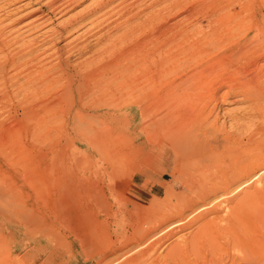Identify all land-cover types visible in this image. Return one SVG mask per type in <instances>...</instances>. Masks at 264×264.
I'll return each instance as SVG.
<instances>
[{
	"label": "rangeland",
	"instance_id": "obj_1",
	"mask_svg": "<svg viewBox=\"0 0 264 264\" xmlns=\"http://www.w3.org/2000/svg\"><path fill=\"white\" fill-rule=\"evenodd\" d=\"M46 1L48 0H0V17L3 18L5 16L3 19H0V26L5 27V25H8L10 27V29L8 26L5 27V37L8 36L7 38L10 39L9 42L12 40L10 43L16 48L23 43L14 44L16 40L21 37H24L23 39L25 41L32 40L31 43L34 42L33 46L37 48L29 58L32 59L31 61H27L29 60L27 58L25 61H19L18 58H15V63L10 62V60L5 57L10 51V53L16 54V50L13 48L14 46H11L13 49L10 48V51L6 50L8 51L6 53L0 51V55H3L0 57V264H101L102 262L103 264H108L113 260L110 259L111 261H109L108 259L115 256L121 259L118 264H125L126 261L133 258L134 252L132 251V253L128 251V249H131V247L135 245L141 231L151 226L156 227L158 220H174L178 210L181 211L187 208L186 211H189V207L193 205L194 200L198 196L195 192L197 179L195 180V185L193 184L194 180H189L190 183L187 182L188 184H186L187 178L178 175L182 171L179 154L170 151L168 155L166 152L156 151V72L158 71L159 74L162 70L163 72L161 71L159 74L162 77L164 76L163 74H165L164 72H167L164 78L172 79V77L174 78L176 76L174 72L175 69L172 68L173 70L171 72H174L172 75L171 73L169 74L167 70L170 68L169 66L171 63L172 65H176L178 63L176 60H179V65L183 61V56H187L188 59L185 58L187 60L190 58L191 60H189V62L185 60L188 66L192 67L194 64L193 61L195 60L194 55L196 54L186 53V55H182V58L180 57L181 59L175 60L172 58L173 61L172 59L168 60L170 55L166 54L165 51L163 55H169V57L167 56L168 59L166 56H160L158 51V53L154 51L156 50V28L161 26L164 22L170 24L182 20L183 22H181L184 24V17L187 15L185 23L187 27L191 26V29L188 28L189 34L192 32L191 37L194 36V38H199L203 34L209 39L214 37L215 33L219 38L220 35L223 34H229L230 38H236L242 35L244 33L243 31L248 27L253 26V22L255 21L253 20V13L264 10V0H227L228 2L226 0H160V2L159 0H125L126 2H122L124 0H111L110 2L112 3H109L107 5L108 7L104 8V12H101L103 11L102 9L98 12L99 14H94L95 17H91V20L89 19L86 21L87 25L84 22L83 24L76 25V28L74 27L73 29L67 27L68 32L64 31V35H60L59 37L56 36V38H60H57V40L55 36H48L49 34L53 35L50 32L52 29V33H55L54 28L56 30L61 29V26H64L69 18L72 19L75 16L77 17L79 14L86 11V8L89 9L106 0H68L69 2L56 4L52 8L47 5ZM211 1L214 3L211 4L212 6L210 5ZM236 1H238V3ZM7 2L10 3L6 4ZM171 2H173V5ZM176 2L177 5L175 7ZM178 2L182 3L179 4ZM233 2L234 4L232 5ZM64 3L65 5L63 6ZM186 4L188 5V9ZM180 5H184L182 6L183 8L181 7L179 9ZM116 6H119L121 9ZM123 6H125V9ZM255 6L257 7L256 9H254ZM239 9L241 11L240 13ZM34 10H36V12L26 14ZM166 10L168 12L170 11V13ZM173 10H175L174 13L172 12ZM222 10L228 12L232 11L233 13L236 12L238 15L240 14L239 16L233 17L238 24L239 22L242 24L237 30L235 29L233 34L227 31L222 19H220L219 16H215L216 14L214 15L216 11L218 13ZM130 11L131 13H129ZM39 13L40 15H38ZM149 13H151L152 16L149 15ZM171 13L173 15L167 18ZM7 14H11V16ZM159 14L162 15L160 16L161 19L159 18ZM157 15L158 18H156ZM17 18H19V22L11 26L10 23L12 19ZM144 18L148 20L147 23L149 25ZM93 21H95L94 25L91 23ZM262 21L263 20H261L260 23ZM16 24V28L20 26L18 29L21 33L23 31L22 29H26L23 31V35L19 33L18 29L16 30ZM31 24H33V27ZM36 24H40V26L38 25L37 27ZM233 24L234 23L230 24L232 28H234ZM89 30L91 31L89 32ZM151 31H153V35ZM48 32L49 34L46 35ZM10 33L13 35H18L19 33L20 37L17 38V35L13 37ZM100 33H102V35H100ZM70 35L71 40H68L70 39ZM25 36H27V38ZM30 36H32V38ZM121 36L123 37L122 39L119 38ZM147 36H149L148 39ZM150 36L153 37L150 38ZM29 37L30 39L28 40ZM130 37L132 38V40H130L131 43L134 41L132 44L136 43L138 40L141 41V39L144 42L142 44H146L144 46H138L139 49L137 45L130 44V41H128ZM66 39L69 43H66ZM160 39H162V37ZM153 40H155V42H153ZM53 41L55 42L52 44ZM124 41H127L126 45ZM225 41H222L223 44L221 43V46L217 45L218 47L216 46L214 51L211 49L210 53L215 55L221 51ZM44 42H46V44ZM110 42L111 44H109ZM104 43H106L107 46H112L106 51V49H103ZM114 43H120L122 46L120 44H115V46H118H116V48ZM81 44L88 46L87 50H81L84 46ZM80 45L81 47H79ZM43 46L45 49H41ZM55 46H57L60 51ZM141 47L142 49L143 47L146 49H143L142 52ZM150 49L154 50L151 51ZM128 51H130L131 54H129ZM104 52L105 54H103ZM124 52L126 54L128 52V58H126L127 55ZM39 53H42L43 56ZM144 54H148L146 55L147 58H149V55L153 58H149L150 61L152 60V63L149 61L151 64ZM223 54L221 53L219 56ZM141 55L144 56L142 57ZM245 55L243 54L242 57L240 56L238 58L239 64L241 63L242 66L246 65V67L251 65V68H246L249 70V73L259 72L260 69H262L261 65L263 64L264 66V61L261 60L255 67L250 63L247 65L246 61L251 58V55ZM9 56H11V54H9ZM121 56H124L126 60L124 57L122 59ZM139 56H141L140 59ZM162 57L165 58V61L161 62L160 60L163 59ZM157 59L161 63H165L161 65ZM142 60L144 63H138V61L141 62ZM153 60L155 61L154 65H152L154 62ZM37 61L41 64L37 63L38 65H35L34 63ZM114 61L117 63L114 64ZM118 62L120 65H118ZM228 63L227 61L220 62V67L222 68L221 74H224L221 80L217 78L218 80L212 82L214 86H218V84L222 82L221 86L223 87L220 88L218 95H224L226 92L225 88H228L227 92H229L230 88H232L230 91L239 89L240 86L237 87V84L241 85L242 82L241 80L233 78V74L228 68L223 70L224 66L229 65ZM165 64H168V67ZM24 65L25 67H23ZM3 66L5 68L8 66L9 69H5ZM13 66L17 68L14 69ZM28 66H32V68H27ZM165 68H167L166 71L164 70ZM183 68H185V65H183L181 69L177 67L178 72ZM7 69L9 71H7ZM263 69L259 74L262 75V79L264 80ZM2 71L7 72L5 73ZM19 71L22 73L20 74ZM27 71L30 72V74ZM16 72H18L19 75ZM101 72L103 73L100 74ZM105 72L107 74H105ZM225 72L231 73V76ZM115 73H117V75ZM3 74L6 75L4 76ZM33 74L34 76H31ZM89 74H91V76ZM11 75H15V77L13 78ZM102 75L103 77L106 75L105 78L107 79L103 78ZM107 75L109 77H107ZM21 76L22 78H20ZM128 76L129 78L127 79ZM23 77H26V80ZM32 79L36 81L34 82ZM17 81H19L18 84L19 86L21 85L20 87H25V85L28 84L29 88L27 85V89L22 88L21 90L19 86L17 88ZM216 81H218V83ZM239 81L241 82L239 83ZM21 83L25 85L23 86ZM6 88L10 90V97H5L3 95V92L7 90ZM78 89L87 91V93H84L86 96L83 94L81 97H78ZM70 90L72 94L69 93ZM241 95L242 94H233L232 96V94H229L231 98L226 96L229 100L225 98L227 103L222 100L224 102L222 107L220 105L222 103L220 99L215 102L211 100L210 102L213 105L217 103L215 110L217 109L219 111L220 109V112L214 110V113L208 118L210 122L206 120L203 123L208 121L207 124L205 123L204 125H207L209 129H212L211 125L215 123L219 131H214V134L218 137L220 134H223L224 131H227L229 135H231V140L246 141L247 138H254L252 142L237 144V146L231 144L228 148L230 150H243L241 158L243 156L244 158L242 159L247 158L246 155H253V157L257 155L263 156L264 114H260L257 111L258 109H252V105H249L250 102L245 98L246 96L243 97L242 95V98ZM230 99L233 102H231ZM234 99L237 102H235ZM242 99H244V101ZM40 101H43V103ZM261 101H259L260 104L263 103ZM37 102L39 103L38 106H36L38 104ZM210 102L208 106L211 104ZM218 102L221 103L219 104ZM212 104L211 106H213ZM245 105H248L247 107L250 106L252 110ZM39 107H41L40 110H38ZM246 108L249 109L251 113L254 111L258 116L255 115L250 120L245 119L246 121L244 119L238 118L236 120L231 118L234 114L236 116L239 114H246V111L248 112ZM240 109L244 110V112H241ZM213 114H216L218 118L216 122L213 120L216 116H212ZM211 119L213 121H211ZM221 128H223V130ZM243 128L245 130H243ZM244 131L247 132L244 134ZM251 132H253V134ZM158 135H161V133H158ZM249 144L252 145V147L249 146ZM159 152L163 154H159ZM257 152H259V154H257ZM164 156L166 160V170L162 172L165 180L163 182L162 191L160 194L156 195L149 190L151 182L150 177H152L156 171L157 162L164 161ZM112 158L114 159L112 160ZM176 176L178 178H176ZM180 179L181 181L184 180L185 183L181 182ZM191 188L195 189L192 190ZM171 190L173 192H171ZM189 199L193 202L191 200L189 201ZM153 203L156 204L154 205ZM195 227L196 225H193L189 227L190 229L188 227L182 229L180 226H177L172 230L177 229L179 230L177 234H183L191 229L194 230ZM138 229L142 230L140 231ZM226 235L228 234L222 232L217 237V239L219 238L218 242L220 247L217 246V250H215L217 253L211 252L213 250H211L212 248L209 246L208 240L205 238L206 236L203 235V237H200L201 239L199 238L200 240L197 246L183 249L176 258L172 261H168L166 264H194L195 262V264L199 262L204 264V262L207 263L208 261L209 263L213 261V259L220 258L223 262L220 263L225 264L229 262L230 256L236 252V248H239V246H233L232 243L227 240L228 236L226 238ZM220 237L222 238L221 240ZM167 240L170 241L173 239L170 238L164 241L166 242ZM139 241L141 240L139 239ZM165 242H163V244H168V241ZM223 244L228 248L225 249V252L223 250ZM146 246H148V244H146ZM122 252L126 255L123 259L121 257ZM214 254H216V256H213ZM235 254H237V252ZM225 258H227V260H225ZM107 260L109 262H107ZM150 263L149 259L143 258L140 264ZM151 264H156V262Z\"/></svg>",
	"mask_w": 264,
	"mask_h": 264
},
{
	"label": "bare ground",
	"instance_id": "obj_2",
	"mask_svg": "<svg viewBox=\"0 0 264 264\" xmlns=\"http://www.w3.org/2000/svg\"><path fill=\"white\" fill-rule=\"evenodd\" d=\"M70 1V0H69ZM68 0H48L47 5L50 6L51 8L54 7V5L59 4V3H63V2H69ZM73 1V0H71ZM77 1V0H76ZM111 0H106L105 2L99 3L96 6H93L89 9L86 8V11L82 12L80 11L81 14H79L77 17H73L72 19L69 18L68 22L64 25L61 26V29H55V33H52L53 29L50 31L51 34L50 35L49 32L46 34L48 36H55V39L57 40V38L60 35H64L63 32H68L67 31V27H69L70 29H73L76 25H80L83 24L84 22L86 23L87 20H89L91 17H95L94 14L98 13L99 11H101L103 9L104 12V8L108 7L107 5ZM114 1V0H113ZM122 1V0H121ZM120 1V2H121ZM129 1V0H128ZM162 1V0H161ZM186 1V0H184ZM188 1V0H187ZM217 1V0H216ZM221 1V0H220ZM227 1V0H226ZM251 1V0H250ZM119 2V3H120ZM122 2H126L125 0ZM160 2V0H159ZM167 2V1H166ZM228 2V1H227ZM238 3V1H236ZM10 2H7L6 4H8ZM93 3V2H92ZM157 3V2H156ZM173 2H171L172 4ZM179 4H181L182 2H178ZM219 3V1H218ZM249 3V2H248ZM255 3V2H254ZM94 4V3H93ZM121 4V3H120ZM127 4V3H125ZM131 4V2H130ZM133 4V2H132ZM175 4V3H174ZM184 4V3H183ZM189 4V3H188ZM214 4L212 3V1L210 2V5ZM224 4V3H223ZM234 4V2L232 3V5ZM250 4V3H249ZM65 5V3L63 4V6ZM91 5V4H90ZM124 5V4H122ZM121 5V6H122ZM173 5V4H172ZM177 5V2L175 4V7ZM185 5V4H184ZM182 5V6H184ZM208 5V4H207ZM230 5V6H232ZM62 6V5H61ZM60 6V7H61ZM62 6V7H63ZM168 6V5H167ZM171 6V5H169ZM180 5L179 9L182 7ZM188 5L186 4V7ZM190 6V5H189ZM212 6V5H211ZM214 6V5H213ZM219 6V5H218ZM37 7V6H35ZM49 7V8H50ZM119 7V6H116ZM125 6H123L124 8ZM174 7V8H175ZM227 7V6H226ZM233 7V6H232ZM120 8V7H119ZM122 8V10H123ZM153 8V7H152ZM183 8V7H182ZM230 8V7H229ZM234 8V7H233ZM237 8V7H236ZM257 7L255 6L254 9H256ZM263 8V7H262ZM34 9V8H33ZM32 9V10H33ZM36 9V8H35ZM41 9V8H39ZM58 9V8H56ZM121 9V8H120ZM119 9V11H120ZM125 9V8H124ZM186 9V8H185ZM188 9V7H187ZM246 9V8H245ZM244 9V10H245ZM121 10V11H122ZM168 10V9H167ZM166 10V11H167ZM171 10V9H170ZM177 10V9H176ZM227 10V9H225ZM222 10L221 12L216 11V13H214L215 16H219L220 19H222V21L225 24V27L227 29L228 32H233L235 31V29L237 30L238 27H241V23L236 22V19H234V16H237L238 14H236V12H232V11H225ZM237 10V9H236ZM235 10V11H236ZM247 10V9H246ZM13 11V10H12ZM42 11V10H41ZM55 11V10H54ZM164 11V10H163ZM175 10H173L172 12L174 13ZM183 11V10H182ZM234 11V10H233ZM36 12V10L32 11L31 13L28 12L26 14H32ZM168 12V11H167ZM208 12V11H206ZM240 9H239V13H240ZM38 13V12H37ZM122 13V12H121ZM131 13V11L129 12ZM133 13V12H132ZM170 13V11L168 12ZM179 13V11H178ZM187 13V12H186ZM249 13V12H248ZM20 14V13H19ZM42 14V13H41ZM99 14V13H98ZM119 14V12H118ZM242 14V13H241ZM9 16H11V14H7ZM6 15V16H7ZM40 15V13L38 14ZM37 15V16H38ZM94 15V16H93ZM132 15V14H131ZM138 15V14H137ZM149 15H151V13H149ZM173 14L171 13V15H168L167 18L169 16H172ZM189 15V14H188ZM240 15V14H239ZM238 15V16H239ZM245 15V14H244ZM243 15V16H244ZM34 16V15H33ZM124 16V15H122ZM126 16V15H125ZM129 16V14H128ZM152 16V15H151ZM159 14V18H160ZM165 16V15H164ZM5 17V16H4ZM3 17V18H4ZM135 17V16H134ZM133 17V18H134ZM147 17V16H146ZM150 17V16H149ZM187 17V15H186ZM186 17H184V24L180 21V22H174V23H170L168 24L167 22H162L163 24L159 27L156 28V39L154 37V39L156 40V50L154 49H150L151 51H158L159 55L162 56L163 52L165 51L166 54L169 55H163V56H168L167 59L171 60L173 59H181L182 55H186V53H194L196 55L195 56V60L193 61L194 64L192 67L188 66L187 61L189 62V60H191L187 56H183V61L182 63H179V60H176V62L178 61V63L176 65H171L169 66L170 68L167 69L165 68L164 70L166 71V69L169 71L168 73L171 75L175 72V77L172 79H167L164 78L165 74L167 72H164L165 74H163L164 76L162 77L161 75H159L161 73V71L158 74V71L156 72V151H163L164 153L166 152L168 155L171 152H176L179 154V160L181 161V168L182 171L178 174L179 176H183L187 178L186 184L190 183L189 180H194V185H195V180L197 182L196 185V189L195 192L197 193V198L194 199V203L193 205H191V207H189V211H186V209L181 210V211H177L178 213H176V219L174 218V220H170V219H161L158 220L156 223V227H149L143 231H141L142 229H138L140 230V236L139 239L141 241L136 240L135 245H133L131 247V249L129 248L128 251H133V258H131L130 260L126 261L125 264H130V263H134V264H140L144 259H149L151 263H163L166 264L168 261H172L174 258H176L180 251H182L183 249H187L188 247H194L197 246L199 243V240L201 239L200 237L203 235L206 236L205 238H207L208 240V244L209 246L212 248L211 252H216L215 250H217V246L219 247V238L217 239V237L222 233L225 232L228 235H226L227 240L232 243L233 246H239V248H236V252L237 254H235L236 252H234V254H232V256H230V260L229 262H226L225 264H264V158L262 155H257L255 157H253V155H246L247 158H244V156L241 158V155L243 154V150L239 151L236 149H228L230 147L231 144H234L237 146V144H246L248 142H252V139L247 138L246 141H236V139L231 140V135H229V132L224 131L223 134H220V136L218 137L216 134H214V131H219L218 126H216V124L214 123V125H211V128L213 129H209V127L204 125L205 123L207 124V122L209 121L208 118L209 116L214 113L213 111L215 110V107L217 105V103H214V105L210 102L211 100H213L214 102L218 99H220L221 101L224 100H229L228 98H226V96L229 97V94H242L243 97L246 96L245 98H247L246 100H248L249 105H252V109L255 108L254 110H257L260 114H264V80L262 79V75L259 74V72H261V70L263 69V64L261 65L262 69H258L259 72H250L249 70L246 69V65L242 66V64H239V57L244 54H250L251 58L249 60L246 61L247 65L253 64V66H257L259 64V62L261 60L264 61V10L263 11H259V12H254L253 13V20H255L253 22V26L248 27L245 31H243L244 33L238 37H234V38H230L229 34H223L219 36H217L214 33V37L212 38H207L205 35H201L199 38L192 36L191 37V30H190V34L188 31V28L191 29L190 27H187V24L185 23ZM189 17V16H188ZM251 17V15H250ZM2 17H0L1 19ZM2 18V19H3ZM109 18V17H107ZM127 19V16L125 17ZM154 18V17H153ZM158 18V15L157 17ZM238 18V17H236ZM252 18V17H251ZM9 19V17H8ZM7 19V20H8ZM19 18L17 19H12L10 25L14 26L15 23H18ZM28 19V18H27ZM125 19V20H126ZM146 20V18H144ZM143 19V20H144ZM161 19V18H160ZM171 19V18H170ZM189 19V18H188ZM249 19V18H248ZM247 19V20H248ZM35 20V19H34ZM40 20V19H39ZM91 20V19H90ZM98 20V19H97ZM107 20V19H106ZM157 20V19H156ZM155 20V21H156ZM163 20V19H162ZM169 20V19H168ZM167 20V21H168ZM180 20V19H179ZM190 20V19H189ZM242 20V19H241ZM250 20V19H249ZM263 20L261 23L260 21ZM27 21V20H26ZM45 21V20H44ZM43 21V22H44ZM148 20H146L147 23ZM159 21V20H158ZM197 21V20H196ZM239 21V20H237ZM246 21V20H245ZM5 22V21H2ZM1 22V23H2ZM9 22V20H8ZM39 22V21H38ZM37 22V23H38ZM65 22V21H64ZM94 22L93 23L94 25ZM142 22V21H141ZM151 22V21H149ZM153 22V20H152ZM151 22V23H152ZM6 23V22H5ZM31 23V22H30ZM29 23V26H30ZM34 23V22H32ZM36 23V22H35ZM46 23V22H45ZM143 23V22H142ZM144 23V24H146ZM161 23V21H160ZM194 23V22H193ZM233 24L232 25L230 24ZM26 24V23H25ZM24 24V25H25ZM28 24V23H27ZM41 24V23H40ZM40 24H36V26L38 27V25L40 26ZM148 24V23H147ZM146 24V25H147ZM154 24V23H153ZM151 24V25H153ZM189 24V23H188ZM3 25V24H1ZM23 25V24H21ZM33 27V24H31ZM42 25V24H41ZM45 25V24H44ZM87 25V23H86ZM85 25V26H86ZM91 25V24H90ZM149 25V24H148ZM158 25V24H157ZM195 25V23H194ZM197 25V24H196ZM8 25H5V27H7ZM82 26V25H81ZM92 26V25H91ZM90 26V28H91ZM154 26V25H153ZM5 27L0 26V51H2V53H6L9 50L12 45V40L9 42V38L5 37L4 35V30ZM17 27V24L15 26V28ZM20 26H18L19 28ZM30 27V28H32ZM84 27V26H83ZM89 27V25H88ZM150 27V26H148ZM8 28L10 29V27L8 26ZM13 28V27H11ZM16 28V30L18 29ZM29 28V27H28ZM58 28V27H57ZM76 28V27H75ZM79 28V27H78ZM103 28V27H102ZM68 29V30H70ZM153 29V28H152ZM195 29V28H194ZM12 30V29H11ZM23 31L26 30L25 28L22 29ZM21 30V31H22ZM28 30V29H27ZM32 30V29H30ZM37 30V29H36ZM35 30V31H36ZM75 30V29H74ZM81 30V29H80ZM109 30V29H108ZM19 31V29H18ZM22 31V33L19 31L20 34H24V32ZM33 31V30H32ZM71 31V30H70ZM85 31V30H84ZM91 30H89L90 32ZM240 31V30H239ZM15 32V31H14ZM26 32V31H25ZM29 32V31H28ZM38 32V31H37ZM46 32V31H45ZM73 32V31H72ZM79 32V31H78ZM86 32V31H85ZM104 32V31H103ZM108 32V31H107ZM153 31H151L152 33ZM197 32V31H196ZM219 32V31H218ZM7 33V32H6ZM12 34L13 37L15 35H17V38L20 37V34ZM31 33V32H29ZM28 33V34H29ZM44 33V32H42ZM88 33V32H87ZM133 33V32H132ZM239 33V32H238ZM26 34V33H25ZM27 34V35H28ZM34 34V33H32ZM36 34V33H35ZM55 34V35H54ZM67 34V33H65ZM79 34V33H78ZM82 34V33H81ZM84 34V33H83ZM91 34V33H89ZM126 34V33H125ZM124 34V36H125ZM129 34V33H128ZM127 34V35H128ZM134 34V33H133ZM132 34V35H133ZM21 35V36H22ZM37 35V34H36ZM42 35V34H41ZM45 35V36H46ZM68 35V34H67ZM74 35V34H73ZM100 35H102V33H100ZM104 35V34H103ZM126 35V36H127ZM131 35V34H130ZM153 35V33H152ZM194 35V34H193ZM46 36V37H48ZM56 36H58L56 38ZM78 36V35H77ZM129 36V35H128ZM127 36V37H128ZM10 37V35H9ZM27 38V36H25ZM32 38V36H30ZM30 37L28 38V40L30 39ZM50 37V38H51ZM69 37V36H68ZM73 37V36H72ZM76 37V36H75ZM102 37V36H101ZM104 37V36H103ZM109 37V35H108ZM107 37V40H108ZM126 37V38H127ZM149 36H147L148 39ZM153 36H150V38ZM162 37V39H160ZM202 37V39H201ZM12 38V37H11ZM24 38V37H23ZM22 37L20 39H17L16 42L14 44H18L20 42L21 43L19 46H17V48L14 46L13 48H15L16 50V54H12L10 52H8L9 54H11V56H9V54L5 57H7L10 62L15 63V58H18L19 61L22 60H27L32 56L33 51H35L36 46H33L34 42H32V40L30 41H25ZM34 38V37H33ZM44 38V36H43ZM42 38V39H43ZM62 38V37H61ZM74 38V37H73ZM99 38V37H98ZM105 38V37H104ZM119 38H123L122 36ZM125 38V37H124ZM131 38V37H130ZM132 40V38L130 39ZM140 38V37H139ZM146 38V37H145ZM144 38V39H145ZM197 38V39H196ZM46 39V38H45ZM60 39V38H58ZM226 39V41H225ZM15 40V39H13ZM49 40V39H48ZM54 40V39H53ZM55 40V41H56ZM67 40V39H66ZM71 40V35H70V39ZM67 40L66 43H69ZM120 40V39H119ZM138 40V39H137ZM155 40H153V42H155ZM25 41V42H24ZM52 41V40H51ZM50 41V43H51ZM53 41L52 44L55 42ZM61 41V40H60ZM59 41V42H60ZM77 41V40H76ZM96 41V40H95ZM111 41V40H109ZM149 41V40H148ZM147 41V42H148ZM151 41V40H150ZM222 41L224 42V45H222L223 47L221 48V51H219L218 53H216L215 55L210 53V50L213 49L217 46L220 45L221 43L223 44ZM14 42V41H13ZM86 42V41H85ZM102 42V41H101ZM115 42V41H113ZM120 42V41H119ZM127 42V41H126ZM126 42L124 41V44L126 45ZM134 41H132L133 43ZM136 42V41H135ZM46 44V42H44ZM48 43V42H47ZM48 43V44H50ZM73 43V42H72ZM71 43V44H72ZM100 43V42H99ZM121 43V42H120ZM118 43V44H120ZM130 41V44H132ZM141 39L138 40L136 43L132 44V45H137V47L139 46H144L145 44ZM226 43V44H225ZM47 44V45H48ZM58 44V43H57ZM70 44V45H71ZM86 44V43H85ZM95 44V43H93ZM105 45L103 46V49H107L110 46H107L106 43H104ZM111 44V42L109 43ZM117 43H114V46ZM117 44V45H118ZM129 44V43H127ZM129 44V45H130ZM45 45V46H47ZM61 45V44H60ZM78 45V44H77ZM84 45V44H81ZM81 45L79 47H81ZM97 45V44H95ZM116 45V46H117ZM121 45V44H120ZM124 45V47H125ZM131 45V46H132ZM150 45V44H149ZM155 45V44H154ZM153 45V46H154ZM37 46H41V45H37ZM62 46V45H61ZM69 46V45H68ZM72 46V45H71ZM76 46V45H75ZM115 46V47H116ZM122 46V45H121ZM128 46V45H127ZM152 46V44H151ZM150 46V47H151ZM221 46V45H220ZM219 46V47H220ZM52 47V46H51ZM57 47V46H55ZM118 47V46H117ZM116 47V48H117ZM138 47V48H139ZM146 47V46H145ZM218 47V46H217ZM11 48V49H13ZM50 48V47H49ZM58 48V47H57ZM61 48V47H60ZM63 48V47H62ZM88 46L84 45L83 48L81 50L85 51L87 50ZM113 48V47H112ZM120 48V46H119ZM152 48V47H151ZM40 49V48H39ZM41 49H45L44 46ZM40 49V50H41ZM54 49V48H53ZM80 49V48H79ZM100 49V48H99ZM130 49V48H129ZM128 49V50H129ZM133 49V48H131ZM140 49V48H139ZM142 49V47H141ZM143 49L145 50L146 48L143 47ZM143 49L141 50L143 52ZM216 49V48H215ZM57 50V49H56ZM59 50V48H58ZM101 50V49H100ZM123 50V49H122ZM137 50V48H136ZM135 50V51H136ZM148 50V49H147ZM149 50V52H150ZM13 51V50H12ZM60 51V50H59ZM105 51V50H104ZM119 51V50H118ZM121 51V50H120ZM43 52V51H41ZM82 52V51H81ZM92 52V51H91ZM129 54L130 51H128ZM127 52V54H128ZM133 52V51H132ZM141 52V53H142ZM157 52V53H158ZM56 53V52H55ZM107 53V52H106ZM125 53V52H124ZM123 53V54H124ZM138 53V52H137ZM140 53V52H139ZM151 53V52H150ZM154 53V52H153ZM156 53V54H157ZM162 53V54H161ZM223 54L221 56H219L220 54ZM37 54V52H36ZM42 54V53H39ZM105 54V52L103 53ZM126 54V53H125ZM126 54V55H127ZM143 54V53H142ZM46 55V54H45ZM138 55V54H137ZM136 55V56H137ZM140 55V54H139ZM145 55V54H144ZM143 55V56H144ZM148 55V54H146ZM145 55V57H146ZM158 55V54H157ZM247 55V56H248ZM3 56V55H2ZM0 55V57H2ZM41 56V55H40ZM43 56V54H42ZM142 56V55H141ZM139 56V59L140 57ZM142 56V57H143ZM190 56V55H189ZM246 56V55H245ZM122 57V56H121ZM124 57V56H123ZM122 57V59H123ZM181 57V58H180ZM187 59H186V58ZM234 57V58H233ZM24 58V59H23ZM27 58V59H26ZM42 58V57H41ZM125 58V57H124ZM128 58V55L127 57ZM125 58V60H126ZM135 58V57H134ZM138 58V57H137ZM147 58V57H146ZM149 58L150 57L149 55ZM148 59V62L150 61ZM161 58V57H160ZM159 58V59H160ZM163 58V57H162ZM3 59V58H2ZM5 60H7L6 58H4ZM103 59V58H102ZM101 59V61H102ZM144 59V58H143ZM153 59V58H152ZM172 59V61H173ZM187 61H186V60ZM241 59V58H240ZM245 59V58H244ZM17 60V61H18ZM32 59H29L27 61H31ZM40 60V59H39ZM38 60V61H39ZM57 60V59H56ZM166 60V61H168ZM26 61V63H27ZM36 61V60H35ZM35 62L34 64L36 65L39 62ZM118 61V60H116ZM116 61H114V64L117 63ZM121 61V60H120ZM140 61V60H139ZM138 63H142L143 60L141 62ZM154 61V60H153ZM157 61H159L157 59ZM156 61V62H157ZM162 61H165V58H163ZM159 61V62H160ZM221 61H227V63L229 65L224 66L223 70L225 68H228V70H231L232 72V77L237 79V80H241L239 81V83L241 82V85L237 84V87H239V89L237 90H232V88H230L229 92H227V89L225 88L226 92L223 95H218L220 92V88L223 87L222 82L220 84H218V86H214L212 84L213 81L218 80V79H222V68L220 67V62ZM243 61V59H242ZM262 61V62H263ZM34 62V61H33ZM43 62V61H42ZM111 62V61H109ZM122 62V61H121ZM133 62V61H132ZM147 62V61H146ZM145 62V64H146ZM152 63V60L150 61ZM149 62V63H150ZM159 63L161 65H163L164 63ZM175 62V61H174ZM173 62V63H174ZM238 62V64H237ZM1 63V62H0ZM3 63V60H2ZM19 63V62H17ZM21 63V62H20ZM112 63V62H111ZM123 63V62H122ZM144 63V62H143ZM150 63V64H151ZM226 63V62H225ZM11 64V63H10ZM9 64V65H10ZM24 64V63H22ZM30 64V63H29ZM41 64V63H39ZM107 64V63H106ZM155 64V61L153 62L152 65ZM175 64V63H174ZM187 64V65H186ZM236 64V65H235ZM244 64V62H243ZM4 65V63H3ZM17 65V64H16ZM38 65V64H37ZM96 65V64H95ZM118 65L119 62H118ZM141 65V64H138ZM149 65V64H148ZM166 66L168 64H165ZM164 65V66H165ZM183 65H185V68H183L180 72H178L177 67H179V69H181L183 67ZM219 65V66H218ZM22 66V65H20ZM34 66V65H33ZM100 66V65H98ZM106 66V65H105ZM122 66V65H121ZM120 66L121 70L122 67ZM127 66V65H126ZM131 66V65H130ZM160 66V65H159ZM158 66V67H159ZM222 66V65H221ZM14 67V66H13ZM12 67V68H13ZM25 67V65L23 66ZM32 66H28L27 68H29ZM157 67V68H158ZM168 67V66H167ZM259 67V68H261ZM3 68H5L3 66ZM8 68V66L6 67ZM5 68V69H6ZM17 68V67H16ZM14 67V69H16ZM21 68V67H20ZM105 68V67H104ZM107 68V66H106ZM109 68V67H108ZM119 68V67H118ZM127 68V67H126ZM174 68L175 71L171 72ZM232 68V69H230ZM248 68H251V65H249ZM9 69V68H8ZM7 69V71H9ZM24 69V68H23ZM26 69V68H25ZM98 69V68H97ZM256 69V68H255ZM4 70V69H2ZM22 70V69H20ZM99 70V69H98ZM107 70V69H106ZM105 70V71H106ZM116 70V69H115ZM120 70V69H119ZM118 70V71H119ZM227 70V69H226ZM257 70V69H256ZM6 71V72H7ZM117 71V72H118ZM127 71V70H126ZM264 71V69H263ZM5 72V71H2ZM5 72V73H6ZM25 72V71H24ZM28 72V71H27ZM26 72V73H27ZM104 72V71H103ZM103 72H101L100 74H102ZM153 72V71H152ZM163 72V71H162ZM178 72V73H177ZM1 73V72H0ZM18 73V72H16ZM19 73L21 74L22 72L19 71ZM18 73V75H19ZM30 74V72H28ZM112 73V72H111ZM120 73V72H119ZM177 73V74H176ZM227 73V72H225ZM264 73V72H263ZM8 74V73H7ZM14 74V73H13ZM25 74V73H24ZM22 74V75H24ZM28 74V75H29ZM105 74H107L105 72ZM113 74V73H112ZM117 75V73H115ZM121 74V73H120ZM228 75H230L229 73H227ZM1 75V74H0ZM4 75V74H3ZM6 75V74H5ZM4 75V76H5ZM17 75V77H18ZM27 75V74H26ZM91 76V74H89ZM226 75V74H225ZM12 76V75H11ZM31 76H34L31 75ZM29 76V77H31ZM121 76V75H120ZM125 76V75H124ZM167 76V75H166ZM231 76V75H230ZM229 76V78H230ZM13 78L15 77L12 76ZM27 77V76H26ZM26 77L25 78L26 80ZM103 77V75H102ZM106 77V75H105ZM103 77V78H105ZM107 77H109L107 75ZM131 77V76H130ZM134 77V76H133ZM220 77V78H219ZM227 77V76H226ZM231 77V79L233 80V78ZM3 78V77H2ZM6 78V77H5ZM22 78V76L20 77ZM90 78V77H89ZM102 78V79H103ZM126 78V77H125ZM129 78V76L127 77V79ZM218 78V79H217ZM228 78V77H227ZM29 79V78H28ZM31 79V78H30ZM35 79V77H34ZM32 79L34 82L36 80ZM37 79V77H36ZM91 79V78H90ZM107 79V78H105ZM229 79V80H231ZM17 80V78H16ZM125 80V79H124ZM228 80V79H227ZM13 81V80H12ZM15 81V80H14ZM92 81V80H91ZM225 81V80H224ZM234 81V80H233ZM236 81V80H235ZM21 82V81H20ZM69 82V81H68ZM218 83V81H216ZM229 82V81H228ZM227 82V83H228ZM19 83V81H17V84ZM23 83V82H22ZM21 83V84H22ZM42 83V82H41ZM226 83V84H227ZM234 83V84H235ZM4 84V83H3ZM38 84V83H37ZM95 84V83H94ZM224 84V83H223ZM225 84V85H226ZM233 84V86H234ZM15 85V82H14ZM23 85V84H22ZM25 85V84H24ZM23 85V86H24ZM28 87V84H26ZM25 87H20L19 84L17 85L21 88H26ZM31 85V84H30ZM35 85V84H34ZM230 85V84H229ZM2 86V85H1ZM228 86V85H227ZM226 86V87H227ZM231 86V85H230ZM70 87V86H69ZM232 87V86H231ZM29 88V87H28ZM33 88V85H32ZM41 88V87H40ZM234 88V87H233ZM2 89V88H1ZM7 89V88H6ZM16 89V87H15ZM18 90V89H17ZM24 90V89H23ZM34 90V89H33ZM3 91V90H2ZM10 90H5V92H3V95L5 97H10ZM20 91V90H18ZM22 92V91H20ZM19 93V92H18ZM69 93H71V90L69 91ZM84 93H87V91L82 90V89H78V97H81ZM89 93V92H88ZM92 93V92H91ZM228 93V94H227ZM41 94V93H40ZM68 94V92H67ZM72 94V93H71ZM90 95V94H89ZM210 95V96H208ZM218 95V96H217ZM241 95V97H242ZM23 96V95H22ZM84 96H86V94H84ZM88 96V94H87ZM239 96V95H238ZM92 97V96H91ZM240 97V99H241ZM242 97V98H243ZM226 98V100H225ZM231 98V97H229ZM238 98V97H237ZM72 99V98H71ZM233 100V99H232ZM235 100V99H234ZM244 101V99H242ZM241 100V101H242ZM262 100V101H261ZM23 101V100H22ZM212 101V102H213ZM231 101V99H230ZM239 101V98H238ZM259 101L263 102L262 104L259 103ZM41 103H43V101H40ZM98 102V101H97ZM211 103L213 106H211V104L208 106V103ZM233 102V101H231ZM235 102H237L235 100ZM38 103V102H37ZM36 103V104H37ZM219 103V102H218ZM221 103V102H220ZM219 103V104H220ZM224 102L222 101V103L220 104L222 107V104ZM227 103V101H226ZM45 104V103H44ZM218 104V105H219ZM246 104V103H245ZM248 104V103H247ZM19 105V104H18ZM17 105V106H18ZM39 103L36 105L38 106ZM246 106V105H245ZM248 106V105H247ZM246 106V107H247ZM219 107V106H217ZM250 107V106H249ZM247 107V108H249ZM250 107V110H252ZM257 107V108H256ZM37 108V107H36ZM248 112L246 111V114L242 115V116H236L235 114L231 117L234 119H247L250 120L252 119L256 114L249 112V109H247ZM41 107L38 108V110H40ZM244 109V108H243ZM27 110V109H26ZM217 110V109H216ZM215 110V111H216ZM237 110V109H236ZM241 110V109H240ZM29 111V109H28ZM208 111V112H207ZM218 111V110H217ZM244 112V110H241V112ZM26 112V111H24ZM220 112V109L219 111ZM225 112V110H224ZM228 112V111H227ZM236 112V111H234ZM239 112V110H238ZM80 113V112H78ZM232 113V112H231ZM217 114V113H216ZM216 114L212 115V116H216ZM226 114V113H225ZM218 115V114H217ZM220 115V114H219ZM223 115V113H222ZM227 115V114H226ZM258 116V115H256ZM224 117V116H223ZM230 118V119H231ZM208 120L207 122L203 123L204 121ZM213 120L216 122L218 120L217 116L215 118H213ZM211 119V121H213ZM233 120V119H232ZM235 121V120H234ZM240 121V120H239ZM246 121V120H245ZM210 122V121H209ZM220 122V121H219ZM242 122V120H241ZM248 122V121H247ZM238 123V122H237ZM236 123V124H237ZM246 123V122H244ZM243 123V124H244ZM249 123V122H248ZM224 124V123H223ZM234 124V123H233ZM203 125V126H202ZM210 125V124H209ZM219 125V124H218ZM221 125V124H220ZM242 126V125H241ZM261 126V125H260ZM225 127V126H223ZM237 127V126H236ZM243 127V126H242ZM246 128V127H245ZM223 130V128H221ZM225 129V128H224ZM236 129V128H235ZM221 130V131H222ZM233 130V129H232ZM239 130V129H238ZM243 130H245L243 128ZM250 130V129H249ZM247 130V131H249ZM244 131V134L245 132ZM231 132V131H230ZM235 132V131H233ZM254 132V131H253ZM253 132H251L253 134ZM158 133H161V135H158ZM220 133V132H219ZM241 133V132H240ZM239 134V133H238ZM250 134V133H249ZM256 134V133H255ZM237 135V134H236ZM240 135V134H239ZM243 136V135H241ZM240 136V138H241ZM260 139V138H259ZM251 140V141H250ZM165 143H164V142ZM236 141V142H235ZM260 141V140H258ZM257 141V142H258ZM251 144V143H250ZM252 147V145H250ZM255 144V143H254ZM258 144V143H257ZM257 146V145H256ZM255 146V147H256ZM247 147V146H246ZM250 148V147H249ZM244 149V148H243ZM246 149V148H245ZM257 149V148H256ZM259 149V148H258ZM241 150V149H240ZM255 150V149H254ZM256 151V150H255ZM254 151V152H255ZM249 152V151H248ZM247 152V153H248ZM253 153V152H252ZM116 154V153H115ZM159 154H163L160 153ZM254 154V153H253ZM256 154V153H255ZM257 154H259V152H257ZM113 155V154H111ZM116 156V155H115ZM86 158V157H85ZM114 158H112L113 160ZM179 168V169H181ZM113 169V168H112ZM179 171V170H178ZM214 171V172H213ZM176 178H178L176 176ZM181 181V179H180ZM181 182H184L181 181ZM188 182V183H187ZM185 183V182H184ZM183 183V185H184ZM191 183V185H192ZM172 185V184H171ZM187 186V185H186ZM190 187V186H189ZM169 188V187H168ZM171 188V187H170ZM186 188V187H184ZM69 189V188H68ZM189 189V188H187ZM186 189V190H187ZM192 189V188H191ZM192 189V190H193ZM71 190V189H70ZM167 192V191H166ZM165 192V193H166ZM169 192V191H168ZM171 192H173L171 190ZM182 192V191H181ZM190 192V191H189ZM193 193V192H192ZM169 194V193H168ZM170 195V194H169ZM194 196V195H192ZM192 198V197H191ZM191 199H189L190 201ZM188 201V202H189ZM192 201V200H191ZM193 202V201H192ZM157 203V202H156ZM155 203V204H156ZM154 204V203H153ZM154 204V205H155ZM175 204V203H174ZM188 204V203H187ZM192 204V203H191ZM152 205V204H151ZM103 207V206H102ZM191 208V209H190ZM164 210V209H163ZM84 215V214H83ZM153 218V217H152ZM187 221H186V220ZM146 220V219H145ZM170 220V221H169ZM186 221V222H185ZM185 222V223H184ZM196 225V227L194 228V230H189L191 226ZM177 226H180V228L184 229L186 227H188L189 231L183 234H177L179 232V230L175 229L172 230L174 227L176 228ZM178 228V229H180ZM137 230V231H138ZM178 231V232H177ZM38 232V231H37ZM221 232V233H220ZM220 233V234H219ZM223 235V234H222ZM225 236V235H224ZM223 236V237H224ZM222 237V236H221ZM220 237V240L222 239ZM173 239V240H167L166 242L168 244H163V242H165L164 240L166 239ZM200 238V239H199ZM225 240V238H224ZM165 242V243H166ZM223 243V242H221ZM220 243V244H221ZM225 243V242H224ZM227 243V242H226ZM146 244H148V246H146ZM207 244V241H206ZM224 245V244H223ZM222 245V247H223ZM231 245V246H232ZM144 246H146L145 248H143ZM221 246V245H220ZM229 246V244H228ZM232 246V247H233ZM207 247V246H206ZM221 247V248H222ZM227 246L224 245V252ZM220 248V247H219ZM89 249V248H88ZM189 249V248H188ZM197 249V248H196ZM208 249V248H207ZM210 249V248H209ZM233 250V248H232ZM190 251V250H189ZM193 251V250H192ZM199 251V250H198ZM210 251V250H209ZM127 252V251H126ZM132 252V253H133ZM219 252V251H218ZM222 252V251H221ZM223 252V254H224ZM241 254H239V253ZM118 253V252H117ZM217 253V252H216ZM230 253V252H229ZM129 254V253H128ZM194 254V253H193ZM199 254V253H197ZM196 254V255H197ZM212 254V253H210ZM220 254V253H219ZM226 254V253H225ZM228 254V253H227ZM121 257L122 259L126 256L124 254V252L121 253ZM200 255V254H199ZM114 256V255H113ZM207 256V255H206ZM204 256V257H206ZM212 256V255H211ZM213 256H216V254H214ZM219 256V255H218ZM48 257V256H47ZM130 257V256H129ZM197 257V256H196ZM200 257V256H199ZM210 257V256H208ZM223 257V256H222ZM228 257V255H227ZM195 258V257H194ZM203 258V257H201ZM220 258V257H219ZM47 259V258H46ZM112 261H111V260ZM221 259V258H220ZM220 259H213V261L209 262L207 261L208 264H222L223 262ZM109 261H111L108 264H118V262L121 260L118 258V256L115 257H110L108 259ZM107 260V262H109ZM176 260V259H175ZM179 260V259H178ZM183 260V259H182ZM208 260V259H207ZM225 260H227V258H225ZM148 261V260H147ZM184 261V260H183ZM203 261V260H202ZM224 261V260H223ZM178 262V261H177ZM182 262V261H181ZM194 262V261H193ZM198 262V261H197ZM222 262V263H220ZM225 262V261H224ZM145 263V262H143ZM149 263V262H148ZM150 263V264H151ZM184 263V262H183ZM187 263V262H185ZM196 263V262H195ZM194 263V264H195ZM200 263V262H199ZM198 263V264H199ZM204 262V264H207ZM103 264V262L101 263ZM106 264V263H105ZM124 264V263H121ZM170 264V263H169ZM172 264V263H171ZM177 264V263H176ZM181 264V263H180ZM203 264V263H200Z\"/></svg>",
	"mask_w": 264,
	"mask_h": 264
},
{
	"label": "crops",
	"instance_id": "obj_3",
	"mask_svg": "<svg viewBox=\"0 0 264 264\" xmlns=\"http://www.w3.org/2000/svg\"><path fill=\"white\" fill-rule=\"evenodd\" d=\"M164 161L162 162H157L156 164V171L154 172V175L150 177V185H149V190L153 192L154 194L158 195L162 191L163 188V182H164V174L163 172L166 170V160L164 156ZM163 171V172H162ZM142 183V182H141Z\"/></svg>",
	"mask_w": 264,
	"mask_h": 264
}]
</instances>
